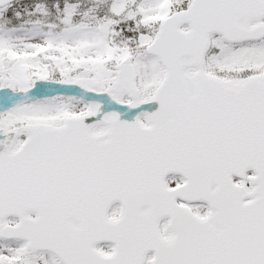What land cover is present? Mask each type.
I'll use <instances>...</instances> for the list:
<instances>
[{"label": "snow or ice", "instance_id": "6c2138e0", "mask_svg": "<svg viewBox=\"0 0 264 264\" xmlns=\"http://www.w3.org/2000/svg\"><path fill=\"white\" fill-rule=\"evenodd\" d=\"M0 264H264V0H0Z\"/></svg>", "mask_w": 264, "mask_h": 264}]
</instances>
